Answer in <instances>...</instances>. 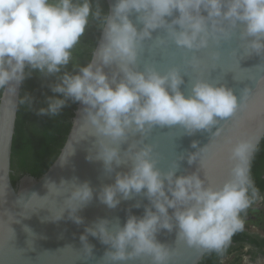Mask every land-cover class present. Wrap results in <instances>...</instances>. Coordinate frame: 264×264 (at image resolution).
Segmentation results:
<instances>
[{
  "label": "clouds",
  "instance_id": "obj_1",
  "mask_svg": "<svg viewBox=\"0 0 264 264\" xmlns=\"http://www.w3.org/2000/svg\"><path fill=\"white\" fill-rule=\"evenodd\" d=\"M133 12L143 24L142 30L129 19ZM90 17L101 21L100 65L90 62L63 72L58 82L49 86L55 95L48 96L46 107H40L36 114L54 117L69 101L80 103L86 106L96 135L113 143L124 140L129 130L146 133L157 126L178 125L189 136L198 131L211 133L219 121L233 117L246 99L247 89L238 98L232 89L204 79L196 80L186 97L180 91L184 81L175 67L164 74L151 67L135 71L143 42L151 39L153 31L163 28L178 48L199 50L207 48L210 39L217 43L220 38L231 39L224 22L232 29L242 23L240 38L248 41L249 54L264 55V0H116L111 14H104L102 20L99 4L94 11L92 0H0V89L14 96L32 72L45 77L61 73L72 60V50ZM168 17H174L170 23ZM113 64L119 68V82L117 74L110 79L103 71ZM34 102L35 97L28 93L19 100L29 108ZM212 135H219V131ZM191 146L196 148L197 142ZM255 149L256 142L251 139L236 144L232 158L238 163L232 169L233 179L214 189L205 187L198 172L177 176L176 161L162 172L152 147L145 145L134 153L129 171L116 173L114 183L101 186L99 191L88 182L77 183L67 195V219L84 224L78 213L94 199L115 209L122 200L143 195L149 203L142 216L131 214L129 208L123 225L119 220L113 225L101 218L85 227L79 239L89 256L94 251L88 242L91 236L106 246L104 257L111 264H126L142 256L151 257L152 264H168L171 252L157 235L162 230L171 233L174 228L178 229L177 238L188 247L222 255L232 237L243 231L241 213L258 195L248 167ZM86 159L102 161L108 174L122 164L118 149L103 141L95 157L89 154ZM196 160L193 153L187 162L191 165ZM132 207L140 208L141 204ZM169 209L173 210L171 215ZM63 218L61 215L56 221Z\"/></svg>",
  "mask_w": 264,
  "mask_h": 264
},
{
  "label": "water",
  "instance_id": "obj_2",
  "mask_svg": "<svg viewBox=\"0 0 264 264\" xmlns=\"http://www.w3.org/2000/svg\"><path fill=\"white\" fill-rule=\"evenodd\" d=\"M105 2L108 14H111L116 0ZM137 15L133 12L129 19L139 31L143 24ZM173 18L166 19L170 23ZM222 26L232 33L231 39L220 38L219 43L210 39L209 46L199 50L178 48L167 37L165 29H157L152 32L151 39L143 42L134 66L135 71L143 72L146 67H151L161 74L177 68L184 81L180 91L186 97L198 79L226 86L238 98L247 89L243 106L233 117L219 121L211 133L198 131L189 136L178 125L157 126L146 133L129 130L124 140L113 143L96 135L84 109L86 106L77 103L66 141L48 170L39 178L23 175L13 185L11 153L21 86L14 96L3 89L0 96V264H111L104 257L106 246L94 237H88V242L94 245L93 254L89 256L85 252L79 239L85 227L101 218L108 219L113 225L119 220L123 225L129 208L131 214L142 216L144 206L149 202L140 195L132 200H122L117 208L109 209L94 199L78 213L84 218V224L76 225L67 219V195L77 183L88 182L94 191L114 183L116 173L129 171L134 153L145 145L152 147L153 157L162 172H167L176 161L179 164L177 176L198 172L205 187L219 189L233 179L232 169L238 161L232 158V149L249 139L256 142L257 148L264 137V55L249 54L246 49L248 41L240 38L244 30L242 23H238L235 29L227 22ZM102 43L101 30L90 60L98 66L97 53ZM214 56L218 58L214 59ZM103 71L110 79L117 74L119 82L116 64L103 67ZM215 131H219V135L213 136ZM100 141L118 149L122 164L111 174L104 172L102 161L86 159L89 154L95 157ZM194 141L197 142L196 148L191 146ZM254 152L249 157L248 167ZM193 153L197 154V160L189 165L188 156ZM181 156L183 160L179 159ZM61 180L68 183L60 184ZM137 202L141 207H132ZM172 212L169 209L170 215ZM61 215L64 218L56 221ZM177 232L178 229L174 228L171 233L162 230L157 235V240L171 252L168 264H199L207 251L188 247L177 238ZM126 264H152V260L142 256Z\"/></svg>",
  "mask_w": 264,
  "mask_h": 264
},
{
  "label": "trees",
  "instance_id": "obj_3",
  "mask_svg": "<svg viewBox=\"0 0 264 264\" xmlns=\"http://www.w3.org/2000/svg\"><path fill=\"white\" fill-rule=\"evenodd\" d=\"M93 10L97 4L104 14H108V7L105 0H92ZM101 21L89 18V25L79 43L72 50V60L69 65L62 69L61 73L45 77L39 72H32L31 78L26 79L20 89L19 100L26 94L35 97L32 108L27 105H18L17 117L15 121V131L12 141L11 153V181L13 185L23 175H30L34 178L42 176L63 147L67 135L71 128V120L74 115L77 103L68 102V106L61 110L60 114L54 117L39 116L36 110L46 107L45 100L48 96L55 95L50 90V85L58 82V76L63 72H72L74 66H85L90 63L92 52L96 47L101 33ZM29 70L26 69V72ZM3 89H0V96ZM264 137L257 146L249 164V176L253 181L255 176V166L262 156ZM246 212L241 213L244 219ZM242 233H236L231 242L240 243L244 240ZM237 250L236 247L229 246L224 253L206 252L199 264H220L219 261L228 257Z\"/></svg>",
  "mask_w": 264,
  "mask_h": 264
},
{
  "label": "flooded vegetation",
  "instance_id": "obj_4",
  "mask_svg": "<svg viewBox=\"0 0 264 264\" xmlns=\"http://www.w3.org/2000/svg\"><path fill=\"white\" fill-rule=\"evenodd\" d=\"M252 183L258 190V195L249 207L250 209L257 205L260 206L264 202V146L262 156L255 166V176ZM249 195L251 196V189H249ZM240 233H242L241 237H244V240L240 243L231 242L230 246L236 247L237 250L235 251H241L239 256L243 257L242 264H264V237L245 227L243 231L238 232V234ZM225 258L221 259L219 263L222 264V260Z\"/></svg>",
  "mask_w": 264,
  "mask_h": 264
},
{
  "label": "rangeland",
  "instance_id": "obj_5",
  "mask_svg": "<svg viewBox=\"0 0 264 264\" xmlns=\"http://www.w3.org/2000/svg\"><path fill=\"white\" fill-rule=\"evenodd\" d=\"M244 227L248 230L259 233L264 237V202L260 206L249 209L244 217ZM240 250L231 253L222 260V264H242Z\"/></svg>",
  "mask_w": 264,
  "mask_h": 264
}]
</instances>
